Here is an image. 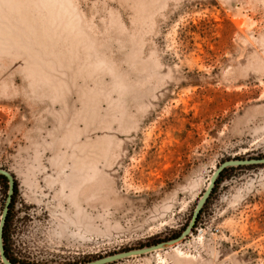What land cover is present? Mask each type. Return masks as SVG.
<instances>
[{
    "label": "rangeland",
    "instance_id": "374dc122",
    "mask_svg": "<svg viewBox=\"0 0 264 264\" xmlns=\"http://www.w3.org/2000/svg\"><path fill=\"white\" fill-rule=\"evenodd\" d=\"M262 155L264 0H0L16 258L78 264L167 240L222 160ZM253 165L178 245L108 264H264ZM5 199L0 185V217Z\"/></svg>",
    "mask_w": 264,
    "mask_h": 264
},
{
    "label": "water",
    "instance_id": "95a60500",
    "mask_svg": "<svg viewBox=\"0 0 264 264\" xmlns=\"http://www.w3.org/2000/svg\"><path fill=\"white\" fill-rule=\"evenodd\" d=\"M251 164H264V157L229 158L220 162L219 165L216 167V169L212 172L203 193L198 198L188 224L177 237L168 240L159 241L155 244H150L139 248L121 250L118 252H114L113 254H109L103 257H98L93 260H88L86 262H81L78 264H108L124 258L132 257V256H140L157 250L165 249L170 246L178 245L179 242H181L183 239L187 237L189 233H191L195 225V222L197 220L198 214L201 208L203 207V205L205 204L206 200L210 196L212 189L215 185V181L218 178L221 171L227 167L239 166V165H251ZM0 174L5 176L8 180V194L0 217V256L3 264H22L20 262H12L5 254L3 229L9 210V204L11 202L12 195L14 192L15 177L10 171L2 167H0Z\"/></svg>",
    "mask_w": 264,
    "mask_h": 264
},
{
    "label": "trees",
    "instance_id": "16d2710c",
    "mask_svg": "<svg viewBox=\"0 0 264 264\" xmlns=\"http://www.w3.org/2000/svg\"><path fill=\"white\" fill-rule=\"evenodd\" d=\"M261 157H264V155H262ZM234 158H238V157H234ZM226 159H229V158H225L224 160H226ZM224 160H222V161H224ZM251 166H255V165L252 164V165L232 166V167H227V168H225V169H223L221 171V173L219 174L218 178L215 181V185H214V187L212 189V192H211L210 196L208 197V199L206 200L205 204L203 205V207L201 208V210H200V212L198 214V217H197V220L195 222L194 228L196 227V225L198 224V222L201 219L202 215L204 214L206 208L208 207V204L210 203L213 195L216 193L217 188L219 187V185H221L224 181L229 179V174L231 172H233L234 170H237V169H240V168H244V167H251ZM0 185H3L6 188V197H7V194H8V180H7V178L5 176H3L1 174H0ZM16 187H17V184L15 182V184H14V192H13V195H12L11 203L9 204V210H8V214H7L5 225H4V229H3V239H4L5 254L12 262H20L22 264H42V263L28 262V261H24V260L16 258L12 254L11 249L9 247L10 229H11V223H12L13 216H14L15 197L17 195ZM4 204H5V202H4ZM3 207H4V205H3ZM188 222H189V220H187L184 223V225L180 228V230H178L174 234L170 235L168 237V239L177 237L181 233V231L186 227ZM161 241H163V240H161ZM157 242H159V241H152L151 244H155ZM146 245H148V244H146Z\"/></svg>",
    "mask_w": 264,
    "mask_h": 264
}]
</instances>
